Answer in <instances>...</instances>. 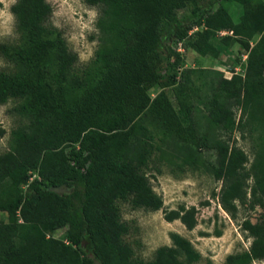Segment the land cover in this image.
Here are the masks:
<instances>
[{
    "label": "trees",
    "instance_id": "obj_1",
    "mask_svg": "<svg viewBox=\"0 0 264 264\" xmlns=\"http://www.w3.org/2000/svg\"><path fill=\"white\" fill-rule=\"evenodd\" d=\"M214 1L83 0L99 9V45L81 74L73 71L77 54L48 25L47 1L12 5L19 38L0 43L11 65L0 71V105L14 101L12 112L28 124L12 131L10 150L0 153V264L197 263L200 253L177 233L147 263L124 241L117 201L163 209L146 175L152 163H179L220 182L218 203L233 220L240 207H264V3L232 0L243 7L235 22ZM184 8L186 22L177 15ZM219 32L228 34L221 44L248 53L245 74L223 79L214 71L202 99L193 71L179 73L178 47L214 54ZM246 128L254 150L249 168L246 153L221 136ZM163 214L187 231L197 226L194 206ZM240 228L250 247L225 264L264 262V213Z\"/></svg>",
    "mask_w": 264,
    "mask_h": 264
},
{
    "label": "rangeland",
    "instance_id": "obj_2",
    "mask_svg": "<svg viewBox=\"0 0 264 264\" xmlns=\"http://www.w3.org/2000/svg\"><path fill=\"white\" fill-rule=\"evenodd\" d=\"M17 0H0V43L16 44L18 34L15 29V20L11 7ZM52 7V16L48 25L57 28L63 35L67 47L78 56L73 71L81 74L86 66L94 59L98 48V30L96 28L99 9L86 5L83 0H46ZM264 3V0H262ZM215 8L222 6L231 18L238 22L243 7L232 0H215ZM190 8L178 11L180 21L189 19ZM228 34L217 33L214 44L216 53L207 56L199 55L192 50H182L180 58L181 69H191L192 78L200 89L199 95L205 99L210 94L207 82L214 71L221 73L223 79H230L231 71L244 77L248 53L238 44L223 45L222 37ZM11 65L0 57V71H9ZM167 94L175 108L177 103L172 91ZM15 102L9 100L0 105V153H5L11 148L12 131L28 124L27 119L12 112ZM240 109L234 108L236 120L240 116ZM197 121L202 120L200 114L195 116ZM222 138L230 143L234 142L248 156L249 163L254 158V150L249 131H235L232 134H221ZM159 169L160 173H156ZM151 186L156 194L163 200V209L149 211L143 208L133 209L128 201H117L120 220L128 228L124 241L132 248L133 258L136 261L147 263L154 258L156 250L161 246L171 244L169 234L177 233L188 239L193 247L200 253L201 258L195 264H225L228 255L239 254L247 251L251 239L241 230L244 219L248 218L255 223L264 207H256L248 211L239 208L235 220L221 209L218 203L220 182L203 171L191 167H180L179 163L172 166L166 163H153L146 170ZM155 176V178H153ZM251 183V182H250ZM208 203V205H203ZM180 205L185 208L194 206L198 210L197 226L192 231H187L179 221L168 223L164 220L163 210L177 209ZM221 232L216 237V232ZM252 264H264L253 262Z\"/></svg>",
    "mask_w": 264,
    "mask_h": 264
},
{
    "label": "built area",
    "instance_id": "obj_3",
    "mask_svg": "<svg viewBox=\"0 0 264 264\" xmlns=\"http://www.w3.org/2000/svg\"><path fill=\"white\" fill-rule=\"evenodd\" d=\"M220 34H226V32H220ZM178 51H179V52H183L182 49L180 48V45H179V47H178Z\"/></svg>",
    "mask_w": 264,
    "mask_h": 264
}]
</instances>
